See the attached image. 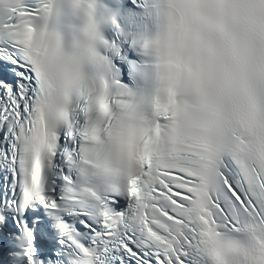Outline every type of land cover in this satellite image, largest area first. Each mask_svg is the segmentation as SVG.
Wrapping results in <instances>:
<instances>
[{
  "label": "snow or ice",
  "instance_id": "1",
  "mask_svg": "<svg viewBox=\"0 0 264 264\" xmlns=\"http://www.w3.org/2000/svg\"><path fill=\"white\" fill-rule=\"evenodd\" d=\"M52 13L0 0V264H264V0H164L147 96Z\"/></svg>",
  "mask_w": 264,
  "mask_h": 264
},
{
  "label": "clouds",
  "instance_id": "2",
  "mask_svg": "<svg viewBox=\"0 0 264 264\" xmlns=\"http://www.w3.org/2000/svg\"><path fill=\"white\" fill-rule=\"evenodd\" d=\"M88 23V22H87ZM86 23V24H87ZM85 24V25H86ZM84 25V26H85ZM84 28V27H83ZM99 32V31H98ZM100 34V33H99ZM100 36H101V34H100ZM102 37V36H101ZM84 39V35H83V38L78 42V44H77V46L82 42V40ZM147 57H148V59L151 61V63L153 62V60H152V57L149 55V54H147V53H144Z\"/></svg>",
  "mask_w": 264,
  "mask_h": 264
}]
</instances>
